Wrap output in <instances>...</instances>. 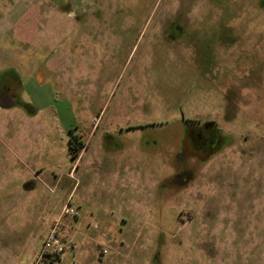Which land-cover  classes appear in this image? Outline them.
<instances>
[{
    "label": "rangeland",
    "instance_id": "374dc122",
    "mask_svg": "<svg viewBox=\"0 0 264 264\" xmlns=\"http://www.w3.org/2000/svg\"><path fill=\"white\" fill-rule=\"evenodd\" d=\"M5 86L0 264H264V0H0Z\"/></svg>",
    "mask_w": 264,
    "mask_h": 264
},
{
    "label": "built area",
    "instance_id": "2783aa9c",
    "mask_svg": "<svg viewBox=\"0 0 264 264\" xmlns=\"http://www.w3.org/2000/svg\"><path fill=\"white\" fill-rule=\"evenodd\" d=\"M77 214L78 211L72 209L70 204L65 206L61 217L53 222L46 235L35 264H41L42 261L48 264L62 263L67 251L74 248L69 227L63 224L62 219L67 216L77 217Z\"/></svg>",
    "mask_w": 264,
    "mask_h": 264
},
{
    "label": "flooded vegetation",
    "instance_id": "af4514ba",
    "mask_svg": "<svg viewBox=\"0 0 264 264\" xmlns=\"http://www.w3.org/2000/svg\"><path fill=\"white\" fill-rule=\"evenodd\" d=\"M19 90H20V88H15V89L11 88L10 89V88H8V86H5L4 90L0 93V104L4 101L5 97H9V98H11V101L14 103L13 104V106H14L18 100ZM252 180L253 179H248L249 182ZM236 181H237V183H236L237 185L235 187L236 192H239V191L243 192V190L245 189L244 187L246 186V185H244L245 183L243 182V179L241 181H239V180H236ZM227 182H229V181L227 180L226 182H223V184H226ZM253 184H256L255 188L259 189V181H257V180H256V182L249 183L247 186H250V188L252 189L254 187ZM238 194L239 193H237L236 196H238Z\"/></svg>",
    "mask_w": 264,
    "mask_h": 264
},
{
    "label": "trees",
    "instance_id": "16d2710c",
    "mask_svg": "<svg viewBox=\"0 0 264 264\" xmlns=\"http://www.w3.org/2000/svg\"><path fill=\"white\" fill-rule=\"evenodd\" d=\"M84 147H85V144L82 141L76 139L74 142H71L70 154L73 157H77Z\"/></svg>",
    "mask_w": 264,
    "mask_h": 264
},
{
    "label": "water",
    "instance_id": "95a60500",
    "mask_svg": "<svg viewBox=\"0 0 264 264\" xmlns=\"http://www.w3.org/2000/svg\"><path fill=\"white\" fill-rule=\"evenodd\" d=\"M13 102L11 101V98L5 97L4 101L1 103L2 108H9L13 106Z\"/></svg>",
    "mask_w": 264,
    "mask_h": 264
},
{
    "label": "crops",
    "instance_id": "0c3cea01",
    "mask_svg": "<svg viewBox=\"0 0 264 264\" xmlns=\"http://www.w3.org/2000/svg\"><path fill=\"white\" fill-rule=\"evenodd\" d=\"M85 146H86V144H85ZM84 148H85V147H84ZM64 205H65V204H64ZM63 207H64V206H63ZM78 209L80 210V209H81V206H78ZM78 217H79V216L75 217V220H78ZM44 238H45V237H44ZM44 238H42V241H43Z\"/></svg>",
    "mask_w": 264,
    "mask_h": 264
}]
</instances>
